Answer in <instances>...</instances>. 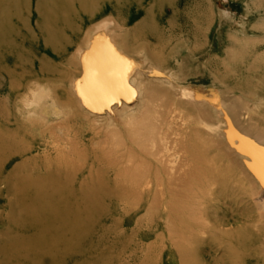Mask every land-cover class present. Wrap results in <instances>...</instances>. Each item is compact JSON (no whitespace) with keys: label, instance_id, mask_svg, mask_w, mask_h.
Returning a JSON list of instances; mask_svg holds the SVG:
<instances>
[{"label":"rangeland","instance_id":"obj_1","mask_svg":"<svg viewBox=\"0 0 264 264\" xmlns=\"http://www.w3.org/2000/svg\"><path fill=\"white\" fill-rule=\"evenodd\" d=\"M164 134L171 169L231 164L237 186L248 170L234 143L264 145V0H0V264H180L164 221L172 197L153 220L148 198L123 205L105 156L142 163L147 184L144 152ZM212 205L214 222L240 225L221 214L225 199ZM216 245L208 238L191 261H226Z\"/></svg>","mask_w":264,"mask_h":264},{"label":"bare ground","instance_id":"obj_2","mask_svg":"<svg viewBox=\"0 0 264 264\" xmlns=\"http://www.w3.org/2000/svg\"><path fill=\"white\" fill-rule=\"evenodd\" d=\"M40 16H42L43 19L44 18L47 19V21H48L49 17L46 16V14H44V16H43V14L40 12ZM91 28H93V27H91ZM134 53H135V51H134ZM142 85L140 86L141 89H142V87H144V85L143 86ZM110 89L111 88L107 89L106 93H108L110 96L111 95L115 96L116 92L113 90H110ZM145 91H146V88H145ZM126 92L130 94L129 98H131L133 96V91L130 90L128 87L123 91V94H126ZM151 92H153V91H151ZM150 95L151 94H149L147 92V94H145V95L140 94L139 98L143 99V98H145V96H147V98L152 99L153 97H152V95L151 96ZM148 96H150V97H148ZM126 111H127V109H126ZM175 113H176V111H175ZM172 114H174V112ZM205 114H206V112H205ZM172 120H174V119H172ZM205 120H206V117H205ZM173 122L175 124V121H173ZM193 122L195 123V121H193ZM175 127L176 126H174V128ZM188 128H189V126H188ZM132 130H134V129L132 128ZM175 130H177V128ZM175 130H174V132H176ZM180 130L181 129H179V131ZM163 132H162V134H163ZM174 132H172V133L174 134ZM132 133H134V132H132ZM129 134H127V136ZM149 134H150V132H149ZM134 135H132V136L135 137ZM144 135H145V133H144ZM147 135H148V133H147ZM244 135H245L244 138L246 139L247 143L244 144V142H243V145H242V142L234 143V144H236V145H234V148L236 146H238L240 151H238L236 149L233 151L238 153L240 156L243 157V161H244V165H245L244 167L249 172L243 168H240L241 170H239L238 174H236L235 178H234V180L236 182L238 181L237 186H235V184L230 185L229 178L227 179L228 175L229 174L231 175V172L229 169V167H230L229 165H231V164L228 165L229 167L228 166H226V167L219 166L216 168V166H214L215 164H212V162H214L215 160L214 161L213 160H211V161H208V160L199 161L200 159L198 160L197 158H200L199 156L201 155V153L200 154L197 153L198 157L196 158L200 162V167H199L200 170L197 169L198 168L197 166L194 165L195 167H197V168H195L194 166H191L193 164H190V166L192 167V168L190 167L191 168L190 172H188L189 170H185L186 173L182 174L181 172H179V170H181V169L177 168L175 166L176 164L173 165V163H172V169H171L170 168L171 163H169V160H168L169 158L167 159L165 157L166 146H165V143L163 140H165V141L170 140V138L169 139L167 138L166 134L161 135L158 138V139H160L161 143L160 144L157 143L159 145H156L155 150H153L152 152L145 150V152H144L146 155L151 156L150 162H152V163L148 162L151 166L148 163H146V164H148L151 168H152V165L155 167V169H154L155 173H153L154 179H153V181H151V180L148 181L147 184L145 183V181L149 180V179H146V176L148 173L146 174V172H144L143 169L138 168V166H139L138 164L140 162L139 163L137 162L138 164H134L133 166H129L126 163L128 161H124V158H119L118 157L119 155H115L116 151H115V154H114V152L110 151L111 155L110 154L105 155L107 157V159H106L107 168H109L111 171L113 170L112 172L115 175L116 181H114L113 184L116 186L115 188L118 189L120 194H124L125 199L123 201L124 202L123 205H130L131 207L133 206L132 203L130 201H128V199L129 200L130 199L135 200V202H139V204H140L142 201L145 200V198L146 199L148 198L151 201H150V204H148L145 207V212H144L143 217L149 216V217H152L151 220H153L154 218H156L157 215H159L161 218H163V216L166 215L165 213L163 215H161V213H159V211H158L160 209V206H159V201L161 200L160 196L162 197V199L164 196H171L172 197V204H170L171 210H172L171 211L172 212V221L169 219V217L165 218L164 221L166 224V230H167L168 237H169L170 241L172 242L173 253L180 254V258H181L180 264H192L191 262H193V264H206L204 261H202V259H200V258L198 259L195 256L193 257L192 261L190 258L192 256V254H201V248H202V246H204V244L206 243V240L208 238H210L211 241L217 243V245L213 246L212 249L215 248L218 254H224L228 258L225 261L222 258L216 257L213 259L214 264H264V201L262 202V200H264V167H262V165H261V150H264V145L261 142L259 143L258 141L253 139L248 134H244ZM139 136L142 137V135H139ZM145 137L146 136H144V138ZM207 137H209V136H207ZM172 138H173V136H172ZM176 140H178V138ZM130 141L132 142L133 140H131V138H130ZM185 141L187 142L188 140L186 139ZM204 142H206V141H204ZM126 143H127V141L123 144L126 145ZM210 143H211V141H210ZM175 144H176V142H175ZM179 144H182V147L184 145L181 142H179ZM131 145H132V143H131ZM138 145H140V144H138ZM185 145L187 146V144H185ZM172 146L174 147L175 145L173 144ZM177 146L178 145H176L175 148H177ZM179 146L181 147V145H179ZM210 146H211V144H210ZM126 147H127V145H126ZM211 147H213V146H211ZM126 150H127V148H126ZM129 150H130V148H129ZM171 150H173V149H171ZM105 151L106 150H104V153H105ZM224 151H225V148H224ZM224 151H223V153H224ZM135 153H136V151H135ZM178 153H180V150ZM221 153H219V154H221ZM130 154H131V152H130ZM179 155H181V154H179ZM223 155L224 154H222V156ZM126 156L127 155H125V158H127ZM132 156H133V154H132ZM175 156H173V157H175ZM202 156H204V155H202ZM167 157H169V156H167ZM215 157H216V155H215ZM215 157H213V158H215ZM136 158H139V157H136ZM186 158H188V156ZM193 158H195V157H193ZM142 159L145 160V161H143V163L147 162L146 161L147 159H145V157H143ZM125 160H127V159H125ZM184 160H182L180 162L181 165L183 164V162H185ZM186 160H188V159H186ZM175 161H176V159H175ZM170 162H171V160H170ZM177 162L179 163V161H177ZM191 162H193V161H191ZM187 163H190V162L188 161ZM140 164H142V163H140ZM185 164H186V162H185ZM194 164H196V162ZM179 165H178V167H179ZM192 169L194 170V172H191ZM114 170H115V172H114ZM141 170L145 173V176H144L145 179H144L143 183H142L143 177L141 176ZM144 170H146V168ZM147 170L150 171L151 169H147ZM73 171H76V169H73ZM182 171H184V170H182ZM195 171L198 174H199V172L204 173V175H205L204 177H206V175L209 174L210 177L204 183L201 180L205 179V178L200 177L201 179L200 178L196 179L199 176L195 177V175H194ZM150 172H152V170ZM190 176L192 177V179L194 176V179H196L197 181H201L203 183V188L201 190L198 189L199 187L196 186L197 187L196 189H198L197 191L200 190L199 192L193 190L194 184H192L193 180H191L192 182L189 180V179H191ZM219 176L221 178L225 179L222 186L226 187V189H225L226 191L223 190V191L218 193V191L215 190V187H213V185H215L214 182H216V180L218 179L217 177H219ZM150 177H151V175H150ZM231 177H232V175H231ZM147 178H148V176H147ZM121 179H123L124 182L121 183L120 182ZM212 180H214V182ZM95 183L102 184L99 179L96 180ZM129 183L132 187H128ZM194 183H195V181H194ZM197 184L199 185V182H197ZM159 187H160V189H159ZM232 189H233V191H232ZM226 192H229V193L227 194ZM216 193H218L220 195L216 196ZM223 199H225L226 202H228V205H232V207L227 208L226 210H223L224 212L221 211V214L224 216V218H231V220L233 222H239L240 221V225H233V224L230 225V224H227L226 221L223 222V220H222V222H218V221L214 222L215 220H218V217H219L218 215H220L221 209L218 206L212 205V203L214 201H221ZM160 204L162 205L163 203H160ZM166 207L169 208V204H166ZM128 208L129 207L127 206V211L129 210ZM141 208H142L141 205H138L137 208L135 209V211H138ZM164 209L167 210V208H164ZM240 216H244V218H241V220H240ZM248 260H251V261H248Z\"/></svg>","mask_w":264,"mask_h":264},{"label":"snow or ice","instance_id":"obj_3","mask_svg":"<svg viewBox=\"0 0 264 264\" xmlns=\"http://www.w3.org/2000/svg\"><path fill=\"white\" fill-rule=\"evenodd\" d=\"M120 59L126 61V58H120ZM126 63L130 64L131 62L126 61ZM90 91H91L92 95H99L100 94V90L95 88V87H93ZM261 165H262V167H264V150H261Z\"/></svg>","mask_w":264,"mask_h":264}]
</instances>
